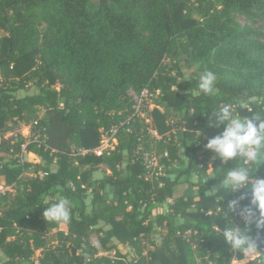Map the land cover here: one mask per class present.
I'll return each instance as SVG.
<instances>
[{"label":"trees","instance_id":"1","mask_svg":"<svg viewBox=\"0 0 264 264\" xmlns=\"http://www.w3.org/2000/svg\"><path fill=\"white\" fill-rule=\"evenodd\" d=\"M238 15L264 18V0H0V178L16 190L0 193V264L30 262L37 251L39 264H193L195 241L202 264L245 259L213 236L225 226L227 194L207 191L221 177L192 180L212 162L205 145L220 132L208 127L221 106L264 116V33ZM205 70L217 76L212 95L197 88ZM145 90L156 98L152 124L146 99L137 112L133 97ZM249 97V110L240 108ZM113 128V150L83 154ZM197 130L206 132L195 143ZM25 145L37 162H21ZM60 197L71 202L70 220L47 222L41 204ZM94 230L113 257L100 254ZM251 234L259 257L248 264H264V230Z\"/></svg>","mask_w":264,"mask_h":264},{"label":"clouds","instance_id":"2","mask_svg":"<svg viewBox=\"0 0 264 264\" xmlns=\"http://www.w3.org/2000/svg\"><path fill=\"white\" fill-rule=\"evenodd\" d=\"M216 82V74L205 70L199 76L197 88L204 95H212L216 90ZM255 99L249 97L242 100L240 108L249 110ZM215 118V126L208 128H216L220 132L209 138L205 145V150L213 153L212 162L204 168L207 169L206 173L197 177L204 185L221 177L219 188L213 187L207 193L213 195L223 190L227 194L222 214L225 226L213 236L222 240L231 253L255 255L259 253V245L251 233L254 229L264 230V177L258 175L260 168L264 167V116L240 115L233 105L224 104L215 113ZM205 132L197 130L201 138L195 143L203 138ZM229 161H234V166L226 169L225 165ZM216 162L220 167L214 168ZM237 193L239 195L236 198H231ZM41 205L44 206L43 216L47 222L67 223L70 220L72 205L68 199L60 197L54 203ZM198 242L192 243L193 264H202Z\"/></svg>","mask_w":264,"mask_h":264},{"label":"rangeland","instance_id":"3","mask_svg":"<svg viewBox=\"0 0 264 264\" xmlns=\"http://www.w3.org/2000/svg\"><path fill=\"white\" fill-rule=\"evenodd\" d=\"M236 21L238 22V24H240L241 26H249L257 31H260V32H263L264 33V18L262 19H258L256 21H253L243 15H238L237 16V19ZM5 34L0 30V36H4ZM30 90H33L35 91V89H32L30 88ZM29 90V91H30ZM134 96V95H133ZM135 97V96H134ZM135 99V102H136V98ZM155 100L156 98H152V99H146V107L144 106V104L142 105V109L145 107L146 111L143 113V117L146 118L147 120V123H150L152 124V120L151 119H148L150 118L149 117V112H151V110L155 107ZM143 103V102H142ZM137 106H138V102H136ZM21 133L27 137V138H30V127L29 126H25L23 125L20 129ZM151 133L158 137L157 136V133L155 130L152 129L151 127ZM24 160L25 162L27 161H33V162H37L38 159L35 158L33 155L31 154H26L24 156ZM148 164L150 167H154L155 168H159V169H162L161 167H158L159 163H158V159L154 158V157H150L148 159ZM103 172H104V169H101L100 171L94 173V179H99L103 176ZM28 176H32V174H26L25 177H28ZM197 178L194 176L192 178V180H196ZM0 183H4V180L2 178H0ZM184 186L186 185H182L180 187V193H182V190L184 189ZM214 187H217L219 188V186H214ZM213 188V187H212ZM211 188V189H212ZM11 194H15L16 193V190H11L10 191ZM91 200H92V196H90V198L87 200V203H88V211H90V203H91ZM173 201L172 200H169V203H172ZM60 230H66V226L65 225H62ZM57 231L58 230H54L53 232H51L49 235H48V239H47V247L49 248H52V247H55L57 244H58V237H57ZM164 234L162 233L161 235L158 234V235H155L154 237V240L158 243L159 246H161L162 244V241L164 239ZM103 234H100L98 233L96 230H94L92 236H91V239H92V242L98 247L99 251H100V254L101 255H109V256H114L115 255V251H107L106 249H104V247L101 245L100 243V237H102ZM114 243V242H113ZM119 249L123 252V253H127L129 251V249H126L124 248L123 246H119ZM41 256V253L40 251H37L35 256L33 257V259L30 261V262H27V263H24V264H39V258ZM259 257V254H255V255H251V256H248V258H245L244 260L242 261H234L233 264H248L249 261L255 259V258H258ZM2 260L5 261L7 260V258L5 256H2Z\"/></svg>","mask_w":264,"mask_h":264},{"label":"built area","instance_id":"4","mask_svg":"<svg viewBox=\"0 0 264 264\" xmlns=\"http://www.w3.org/2000/svg\"><path fill=\"white\" fill-rule=\"evenodd\" d=\"M135 96V97H134ZM133 97L136 98V102H138V106L136 107L137 112H140L142 109V105L145 99L148 98L149 93L147 90H145L140 97L134 95ZM118 129L113 128L110 131L106 132L101 140L100 146L92 151H83V154H86L88 152L95 153L97 156H101L104 153H108L109 151L113 150L115 146L117 145V135ZM27 154L26 152V145L22 147V155H21V162H25L24 156ZM12 188L5 185V183H0V193H6L8 191H11ZM245 258H248V256H245Z\"/></svg>","mask_w":264,"mask_h":264}]
</instances>
